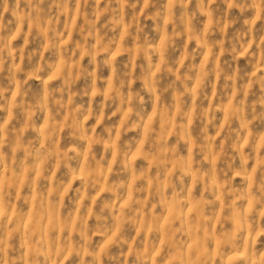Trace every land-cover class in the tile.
Listing matches in <instances>:
<instances>
[{"label":"clouds","instance_id":"obj_1","mask_svg":"<svg viewBox=\"0 0 264 264\" xmlns=\"http://www.w3.org/2000/svg\"><path fill=\"white\" fill-rule=\"evenodd\" d=\"M0 264H264V0H0Z\"/></svg>","mask_w":264,"mask_h":264}]
</instances>
